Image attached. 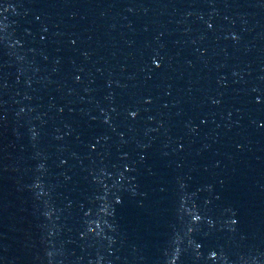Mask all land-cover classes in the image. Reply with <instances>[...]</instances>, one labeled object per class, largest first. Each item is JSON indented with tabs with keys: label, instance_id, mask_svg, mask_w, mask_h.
<instances>
[{
	"label": "water",
	"instance_id": "95a60500",
	"mask_svg": "<svg viewBox=\"0 0 264 264\" xmlns=\"http://www.w3.org/2000/svg\"><path fill=\"white\" fill-rule=\"evenodd\" d=\"M0 264H264V0H0Z\"/></svg>",
	"mask_w": 264,
	"mask_h": 264
}]
</instances>
